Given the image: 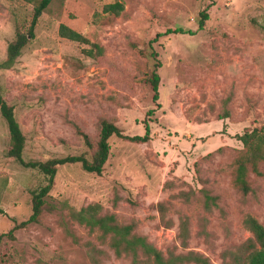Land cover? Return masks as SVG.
<instances>
[{"label":"rangeland","instance_id":"374dc122","mask_svg":"<svg viewBox=\"0 0 264 264\" xmlns=\"http://www.w3.org/2000/svg\"><path fill=\"white\" fill-rule=\"evenodd\" d=\"M115 3L123 5L119 14L104 12ZM204 11L210 18L200 30ZM33 12L22 0H0V64ZM61 25L91 44L62 38ZM177 28L194 35L160 36ZM156 38L157 101L150 83L156 61L135 49L149 53ZM93 44L103 57L85 52ZM0 88L26 136L27 162L91 158L103 119L132 137L145 135V121L151 127L147 143L112 137L102 175L80 164L60 167L39 221L20 227L48 181L8 156L0 112V264H132L72 218L95 204L120 224L135 223L165 256L194 252L211 264H239L253 238L247 216L264 226V163L262 176L249 175V195L234 184L244 150L237 136L264 127V0H53L36 38L11 69L0 70ZM185 221L187 248L180 238Z\"/></svg>","mask_w":264,"mask_h":264},{"label":"trees","instance_id":"16d2710c","mask_svg":"<svg viewBox=\"0 0 264 264\" xmlns=\"http://www.w3.org/2000/svg\"><path fill=\"white\" fill-rule=\"evenodd\" d=\"M28 4L34 5L33 18L30 22L27 32L18 31L15 40L8 46L7 59L0 64L1 69H11L22 55L23 50L29 45L30 41L36 38V28L38 22L44 12L49 8L53 0H22ZM123 10V5L120 3L110 4L105 6L104 12L119 14ZM209 14L204 11L200 14L199 27L200 30L205 28L206 21L209 20ZM59 34L62 38H66L73 42L81 44H91L90 41L78 31L61 25ZM173 34H190L194 35L192 31H184L181 28L169 29L160 36H168ZM159 38V37H158ZM157 38L150 43V52L146 53L144 50L135 46L138 54L144 58H152L155 62V70L150 78V83L155 94L154 99L157 101L160 97L159 87L161 77L158 74V69L162 64L157 60L158 53L153 47V43ZM90 57L96 59L104 56V49L99 44H93L92 48L85 51ZM0 112L2 117L7 122L11 149L8 156L16 159L22 166L28 169L37 170L43 173L48 181V184L41 188L39 192L34 193L33 197V214L30 219L20 224V227H26L31 223H37L42 210L45 205L44 198L49 195L55 184V179L60 167L66 165L80 164L82 169L90 174L102 175L105 165L109 160L111 153L110 139L118 137L123 140H128L134 143H147L150 141L151 127L145 121V135L144 136H127L122 129L107 119H103L100 123L101 130L99 140L97 142V149L91 158L85 155L68 156L65 158H56L46 162L30 161L24 159V152L26 147V136L24 135L21 125L17 119L15 108L6 101L3 91L0 88ZM227 118V117H226ZM77 131L83 137L87 147L92 148L91 138L82 132L78 127ZM237 139L242 142L244 146L243 152L235 160L234 170V184L239 191L247 196L252 192V187L249 181V175L255 174L262 176L263 172L260 165L264 163V127L255 129L250 132H245L243 135H238ZM212 199V198H208ZM160 208L163 206L160 205ZM102 206L90 205L78 211L71 213L72 218L79 224L86 226L91 231H98L103 239L110 240V246L114 250L117 257H130L132 264H211L210 260L200 254L190 252L187 255L175 254L170 252L165 256L162 251L157 249L155 245L150 243L145 236L137 234L136 224H120L115 214H101ZM0 213L4 211L0 209ZM244 225L252 233L253 238L247 241L243 249L244 256L237 255L239 264H264V226L253 216H247L244 220ZM17 227V226H16ZM190 237L189 225L185 221L181 225L180 238L182 240V247L187 248Z\"/></svg>","mask_w":264,"mask_h":264}]
</instances>
